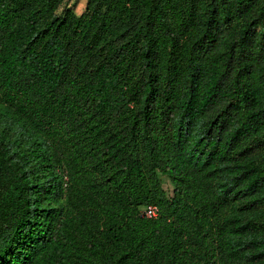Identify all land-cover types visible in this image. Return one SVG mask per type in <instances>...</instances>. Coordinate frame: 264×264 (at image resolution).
Wrapping results in <instances>:
<instances>
[{
	"label": "trees",
	"instance_id": "obj_1",
	"mask_svg": "<svg viewBox=\"0 0 264 264\" xmlns=\"http://www.w3.org/2000/svg\"><path fill=\"white\" fill-rule=\"evenodd\" d=\"M64 2L0 0V264H264V0Z\"/></svg>",
	"mask_w": 264,
	"mask_h": 264
},
{
	"label": "rangeland",
	"instance_id": "obj_2",
	"mask_svg": "<svg viewBox=\"0 0 264 264\" xmlns=\"http://www.w3.org/2000/svg\"><path fill=\"white\" fill-rule=\"evenodd\" d=\"M86 0H65L64 4L59 10L61 13L64 9L69 8L77 15L83 14L85 10ZM163 187L167 191L168 194L171 193V185L166 178H163Z\"/></svg>",
	"mask_w": 264,
	"mask_h": 264
},
{
	"label": "built area",
	"instance_id": "obj_3",
	"mask_svg": "<svg viewBox=\"0 0 264 264\" xmlns=\"http://www.w3.org/2000/svg\"><path fill=\"white\" fill-rule=\"evenodd\" d=\"M159 215V209L156 206H148L144 211H143V216H145L148 219H153L158 217Z\"/></svg>",
	"mask_w": 264,
	"mask_h": 264
}]
</instances>
